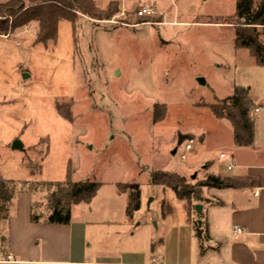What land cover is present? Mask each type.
<instances>
[{
    "label": "rangeland",
    "instance_id": "1",
    "mask_svg": "<svg viewBox=\"0 0 264 264\" xmlns=\"http://www.w3.org/2000/svg\"><path fill=\"white\" fill-rule=\"evenodd\" d=\"M92 1L99 10L115 4L126 13L105 23L61 22L55 42L46 46L35 45L36 27L0 37V178L17 185L62 183L69 174L73 183L97 184L90 206L80 209L111 218L125 215L126 198L116 187L135 185L141 204L135 221L167 217V229L151 226L158 239L150 248L162 251L185 204L151 187L150 173L195 183L237 176L226 172L231 128L206 107L235 88L248 90L254 109L261 108L251 118L257 147L264 149V67L233 47L237 0ZM146 7L154 17L138 20L135 13ZM57 107L70 118L63 120ZM162 107L165 117L154 123L153 109ZM183 135L192 138L191 153H185L188 142L176 144ZM103 229L105 238L110 233ZM181 244L187 253L188 244Z\"/></svg>",
    "mask_w": 264,
    "mask_h": 264
},
{
    "label": "crops",
    "instance_id": "2",
    "mask_svg": "<svg viewBox=\"0 0 264 264\" xmlns=\"http://www.w3.org/2000/svg\"><path fill=\"white\" fill-rule=\"evenodd\" d=\"M119 13L115 18L126 12ZM260 109H253L252 114L258 115ZM204 140L203 136L199 143ZM231 148L227 166L232 164L230 172L237 171L231 180H255L257 186L235 191H204L206 203L192 206L201 207L200 216L189 213L184 203L185 209L179 213L177 226L170 233V245L162 251L151 249L150 244L158 239L151 226L155 230L168 227L163 214L138 217L136 221L141 210L131 219L125 215L123 218L86 216L80 209L84 205H80L71 208L66 227L32 225L31 207L43 204L44 200L36 202L34 194L21 192L11 201L7 222L0 223V264H264V149L257 147L255 124L253 148H234L232 131ZM220 155L227 159L225 153ZM206 209L210 211L204 218L208 240L202 243L201 253L194 234L187 233L189 228L192 232V223L203 227ZM234 227L238 232L233 231ZM102 228L109 230L110 235L103 238ZM181 240L188 244L187 253L180 251ZM6 258L12 262L7 263Z\"/></svg>",
    "mask_w": 264,
    "mask_h": 264
},
{
    "label": "trees",
    "instance_id": "3",
    "mask_svg": "<svg viewBox=\"0 0 264 264\" xmlns=\"http://www.w3.org/2000/svg\"><path fill=\"white\" fill-rule=\"evenodd\" d=\"M119 11L115 4L106 11L99 10L92 0H9L0 5V37H7L16 31L35 28V45L46 46L55 42L57 27L66 22L74 27L78 19L91 23H105L117 17ZM233 47L244 51L258 67H264V0H237L233 16ZM136 26V25H135ZM231 26V25H230ZM262 40V41H261ZM263 42V43H262ZM70 108V107H69ZM213 118L225 122L232 131V144L236 149H252L254 145V121L251 113L254 106L249 98V91L235 88L228 99L218 105L206 107ZM159 111V110H158ZM153 109V122L160 123L166 110ZM56 112L63 115L57 107ZM63 120H68V115ZM189 136H178L177 145L191 141ZM149 185L161 191L170 192L178 201L189 207L194 215L193 205L206 203L204 191H235L256 187L255 180H231L226 177L207 176L199 183L187 181L176 174L155 171L149 175ZM117 191L126 198L124 214L128 219L140 210V190L135 185L117 186ZM99 185L92 183H73L69 174L62 183H22L15 184L0 178V223L7 222V212L13 197L17 193L40 194L44 205H33L30 210L32 225L66 227L69 225L70 210L73 207L88 206L95 198ZM208 204V203H207ZM192 223V230L201 253L202 243L208 240L206 224Z\"/></svg>",
    "mask_w": 264,
    "mask_h": 264
},
{
    "label": "built area",
    "instance_id": "4",
    "mask_svg": "<svg viewBox=\"0 0 264 264\" xmlns=\"http://www.w3.org/2000/svg\"><path fill=\"white\" fill-rule=\"evenodd\" d=\"M155 13H154V10L152 8H149V7H146L144 9H140L138 10L136 13H135V16L138 20H147V19H151L152 17H154ZM2 39H7V37H1ZM257 113V111L255 112ZM192 145H193V142L192 141H189L188 144L185 146V153H191L192 151ZM185 157H181L180 160L181 161H184ZM226 160V157L225 155H220L219 156V161H222L224 162ZM233 169V165L232 164H229L226 168L227 172H230L231 170ZM233 231H236L238 232V228L237 227H234L233 228ZM6 262L9 263V262H12L10 258H6Z\"/></svg>",
    "mask_w": 264,
    "mask_h": 264
},
{
    "label": "water",
    "instance_id": "5",
    "mask_svg": "<svg viewBox=\"0 0 264 264\" xmlns=\"http://www.w3.org/2000/svg\"><path fill=\"white\" fill-rule=\"evenodd\" d=\"M13 149H18V147L16 145H14L13 146ZM175 153H176V151H173V153L171 155L174 156ZM194 213H195V215L200 216V214H201V207L200 206H195Z\"/></svg>",
    "mask_w": 264,
    "mask_h": 264
}]
</instances>
